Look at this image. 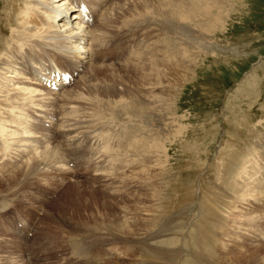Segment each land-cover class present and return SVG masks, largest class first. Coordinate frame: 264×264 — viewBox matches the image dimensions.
Returning a JSON list of instances; mask_svg holds the SVG:
<instances>
[{"label":"rangeland","instance_id":"1","mask_svg":"<svg viewBox=\"0 0 264 264\" xmlns=\"http://www.w3.org/2000/svg\"><path fill=\"white\" fill-rule=\"evenodd\" d=\"M119 1L123 0H117L116 3ZM130 1L141 2V0ZM145 1L148 0H143V2ZM218 7L221 8H216L215 11L207 14H205V11L202 12L192 23L193 28L199 30L196 36L208 43L209 50L201 49L202 54L196 60V68L191 71L190 83L185 82L183 83L184 85L179 84L176 87L175 96L172 99V101L174 100L173 106H177V113L174 116L175 118L183 117L180 121L182 124L180 126L183 129L180 133L179 131L174 133H179L175 138L168 139L169 142L165 146L166 159L163 175L161 173L158 174L157 169L153 168L151 171H147L139 181L128 177V184L121 186L120 189L116 187L117 190L116 188H107L104 184H101L102 179L94 176L97 175V173H93L94 167H85V157L87 155L81 148H68L63 151L62 164L69 160L70 155L78 154L82 156V166L74 165L75 173L66 175L61 181L57 171L51 168L42 170L40 165V167L36 168L49 176L48 180H41L31 175L33 173L27 174L29 170L24 173L25 164L21 165L19 161H16V158L0 159V201L5 202V207L8 208L0 212V264H28L29 258H26L27 248L29 255H34L32 260L35 261V264H73L75 256L71 252L81 253V251L91 258L90 264H185L186 261L192 259L190 258L191 253L193 259H200L195 247L193 250L192 243L187 238H183V235L185 237L188 229L192 231L195 228V223L201 219L200 213L207 211L209 218L211 215L217 214L212 202L205 203L206 206L202 207V209L200 208L203 212L199 210L198 205L194 204L205 201L202 193L206 189L209 179L212 178V180L218 181L217 177L219 178L220 172L217 166L218 155L216 154L219 151L222 153L226 152L225 147L228 143L242 148L246 141L251 140V137L247 135L248 132L240 128L244 119L250 122V126L264 122V0H225L224 3H219ZM139 11L132 9L130 13L129 11L124 12L126 14L118 12L115 21L117 25L114 23V26L109 27L111 32L110 35L109 31L107 33L105 46L101 50V54L96 55L93 61L101 69L96 74V81H92L93 89L96 91L94 93L85 91L84 83L87 84V81L79 82L74 91L73 96L78 95L81 97L78 102L82 104L77 102L79 111H77V114L79 115H76V117L81 121L80 127H82V131L86 135L87 143L94 139L98 140L97 137H94L96 133L94 129L100 131V127L103 129L104 140L107 139L106 141L110 146L115 144L116 147L124 150L132 143V140L127 143V141L124 142L123 138L118 137L119 132L114 120L113 123H108V121H111L110 112L104 117L105 114L99 111L100 105L97 100L102 99L103 88L111 85L107 81L109 78L113 77L121 82L116 85L118 89L122 85L123 90L130 91L132 95L138 94L143 97L145 93L150 92L154 88L153 84L158 80L163 70L164 73L168 72L171 76L176 77V69L170 67L176 61V43L166 48L164 52L168 53L155 61V49L159 47V43L163 41L164 36L163 33H159L153 28L150 22L152 14L147 13V15L140 12L141 16ZM218 11H221L222 15H224L222 19L215 21L213 14ZM135 13L137 14L133 18ZM129 14H132L130 19ZM220 20L222 22H219ZM124 23H126V27L123 26ZM116 26H119L120 30ZM201 34L204 35L200 37ZM157 35L159 36V43L155 44ZM164 35L167 36L165 42H169V34L165 33ZM114 41H118L120 44L119 48L118 46L113 48V57L116 60L106 62L105 49ZM171 41L173 42V37H171ZM144 46H148V49L153 47L147 56L140 58L137 62H133ZM141 54L139 55L140 57L142 56ZM54 62H57V60ZM59 62L57 64H60ZM103 66L106 67L102 68ZM126 67H128L126 70H119ZM10 79L16 81L15 78ZM171 79L170 83L178 80ZM174 82L171 84L172 89L174 88ZM4 83L6 82L4 81ZM59 93H62V91ZM93 98L97 99L95 103L92 100ZM87 99L89 100L88 102H93L94 104L92 103L91 106V104L85 103ZM84 104L86 107L90 106L86 108ZM83 107L84 109L86 108L85 111ZM80 110L83 111L81 112ZM90 110L93 114L97 112V115L96 113L93 115ZM85 112L94 116L93 118L90 117L95 125L91 120L86 121L90 117L88 118V115H84L83 113ZM87 112H91V114ZM80 114H83L85 118H80ZM96 116L99 118H96ZM84 121L87 122V125L85 124L86 122L82 123ZM81 124L83 125L81 126ZM114 124L116 127L113 126ZM77 136H80V134ZM63 138L61 136L50 138L47 140L50 143L48 146H53V148L57 149V146L63 145ZM82 142L84 144V141ZM156 143L157 139L152 145V155L158 159L162 150L158 151ZM39 151L32 152L29 157L37 155ZM99 158L96 156L97 160H93V162H98L99 160L101 162V158ZM51 159L55 161L56 156L53 155ZM22 160L23 162L24 160L28 162L27 157ZM49 162V159L46 160L47 166L51 165ZM71 165L73 166V163ZM99 169H96V171ZM62 170L64 169L62 168ZM129 171L139 173L141 169L129 168ZM19 172L20 174L18 175L17 173ZM98 174L101 173L98 172ZM161 178H164V184H162ZM218 183L221 184L220 181ZM74 187H77L78 190L74 189ZM30 191L48 192L49 195L48 197H42L41 194H35L44 199L38 202L31 199ZM180 193H191L194 196L191 195V198L186 196L185 199L181 200L182 198L178 199ZM220 195L221 192L217 194L218 199L221 198ZM161 200L163 201V207L166 208V210L163 208L164 228L161 227L159 214L162 206L158 208ZM185 202L186 204H184ZM166 204L169 205L166 206ZM180 204H182L181 207H179ZM31 205L35 206L32 207L33 213L26 216L29 217V224H33L34 221V223L38 222L39 225L34 226L35 230L39 228L38 231H35L36 236L32 238L35 246L28 245L26 249H23V260L19 251V244L13 234L14 232L10 229L16 226L14 220H19L21 213L28 212L29 209L25 207L28 206L30 208ZM51 205H54V207ZM245 209H247L246 206H237L236 209L232 208V210H236L234 212L237 216L233 217L232 220L227 219L224 235L218 240L220 246L223 247L222 249H228L230 253L227 250L219 253L217 264H226L227 258L232 259L233 264H246V259L249 257L246 256V253H252L256 249L255 246L260 247V255L257 256L260 259L264 257V247H261L264 245L263 239L259 235L257 236L258 238L253 239L255 237L250 235V226L245 225L240 219ZM45 210H49L50 214L45 215ZM9 211L10 213H8ZM195 211L196 213H194ZM43 218L44 221H41ZM125 223L132 226V230L131 228L130 230L135 237L119 231L118 227ZM229 227L230 229H228ZM263 228L264 224L258 223L253 230L259 234L260 230L264 231ZM163 230L165 233H163ZM104 240L105 243L102 244ZM124 243H127V246ZM156 245L161 249L172 250L175 258L169 260L165 255L160 260L157 256L150 254L146 256L142 252V247L151 251ZM106 246H109L111 251L116 250V252H111L114 255L105 252L107 248L109 249ZM100 249L103 250V254H96L101 253ZM253 256L257 257L256 255ZM258 257L255 258V260L257 259L256 264H264V259L262 258L263 260L258 261Z\"/></svg>","mask_w":264,"mask_h":264},{"label":"bare ground","instance_id":"2","mask_svg":"<svg viewBox=\"0 0 264 264\" xmlns=\"http://www.w3.org/2000/svg\"><path fill=\"white\" fill-rule=\"evenodd\" d=\"M78 1L84 3L85 8H83V10L74 5V2L79 3ZM116 1L117 0H73V2L69 0H0V159L16 158V161H19L21 165L25 164L24 173H27L29 170L27 174L33 173L31 175L41 180H48L49 176L38 171L36 168L40 166L42 170L44 168H51L57 171L61 181L66 175L75 173L74 165L79 166L78 163H80L82 159L81 155H77L79 158V160H77L76 154H74L69 156V160L65 164H62L63 151L68 148H81L87 155L85 157V167H94L93 173H97V175L94 176L100 177L102 179L101 184H104L105 187L110 189L116 187L120 189L121 186L128 184V177L129 179L132 177L134 180L139 181L147 171H151L153 168L157 169L158 174L161 173V175H163L166 159L165 146L169 142L168 139L175 138L183 129L180 126L182 125L180 121L183 117L175 118L174 116L177 113V106H173L174 100L172 101V99L175 96L176 87H178L179 84L189 82L191 79V71L196 68V60L200 54H202L201 49H205V51L208 49V43L205 42L204 39L196 36L199 30L193 28L192 23L202 12L205 11V14H207L215 11L216 8H221L218 7V5L219 3H224L225 0H148L145 2H143V0H141V2H134L132 0L134 4L130 0H123L117 3ZM132 9L140 10L139 15L141 14L140 12L152 14L150 22L153 28L159 33H163V41L160 43L158 42V35L156 38L155 44L159 43V47L155 49V61L168 53L164 52L166 48L176 43V61L170 65L171 68L174 67L176 69V77L171 76L168 72L164 73L163 70L158 80L154 82V88L150 90V92L145 93L143 97H140L138 94L132 95L130 91L123 90L122 85H120V89H118L116 85L121 82L115 80L113 77L108 80L106 79L111 85H107L103 88L102 99L100 98L101 100L99 99L98 101L93 98L92 100H94V103L95 100H97L100 105L99 111L105 114L104 117L109 114L108 112L111 113L109 114L111 121H108V123H113V120L115 121L117 127L115 124L113 126L116 127L119 132L118 137L121 139L123 138L124 142L127 141V143L132 140V143L127 149L121 150L119 147H116L115 144L110 146L106 141L107 139L104 140V133L101 127L100 131L94 129L96 133L93 132L95 133L94 137H97L98 140L94 139L90 143L86 142V135L82 131V127H80L81 121L76 117V115H79L77 114V102L80 101L81 97L78 95L73 96V94L75 93L74 91L78 83L81 81L88 82L87 84L84 83L86 92L94 93L96 91L93 89L94 86L92 81L96 79V74L98 71H101V69L93 62L95 56L101 54V50L105 46L107 33L111 29H109V27L115 23L118 12L124 13L129 11L130 13ZM137 13L133 14V18ZM131 15L132 14L128 15L129 19ZM223 15L221 11L215 12L213 14L214 20L217 21L218 19H222ZM122 20L124 21V18ZM135 21L137 22V20ZM219 22H222V20ZM125 24L126 23H124L123 26H125ZM117 28L119 29V26ZM110 32L111 31H109V35ZM165 33L169 34V42H165L167 38V36L164 35ZM203 35L204 34H201L200 37ZM171 37H173V42L171 41ZM144 47L139 51L142 53V56L140 57L139 53V57L137 56L138 58L136 57L133 62H137L140 58L147 56L151 51L152 47H149L150 49H148V46ZM56 60L57 62L60 61V64L54 62ZM129 61L131 62V60ZM63 64L70 69L69 74L73 75L71 81H75V84L67 89L65 86H67L68 83L63 84L61 80H57V77H55L52 79L55 83L53 85L51 83L47 85V80L50 78L48 73L51 71L50 69H59L64 67ZM127 66L129 67V65ZM104 67L106 66L102 68ZM128 67L123 69L120 68L119 70H126ZM10 78H15L16 81ZM43 78L46 80H43ZM171 78L178 79L175 82L173 81V89L171 86L173 82L170 83V80H172ZM4 81L6 83H4ZM60 86L61 89H59ZM57 89L59 90L57 91ZM60 91H62V93H59ZM88 101L87 99L85 103L91 104L92 106L93 102L91 101L92 103H90ZM67 106L69 107L67 108ZM89 106L90 105H88V107ZM80 109L82 108L80 107ZM85 109L83 107L84 111ZM91 112L87 113L91 114ZM95 113L97 115V112ZM83 114L85 115L86 112ZM82 115L80 114V118H85L84 115L83 117ZM93 115H88L87 117L89 118L91 116L93 118ZM97 117L98 116H96V118ZM90 118L86 121H92V118ZM86 121L82 123L84 124ZM100 121L98 123L101 125ZM83 124H81V126ZM85 124L87 125V122ZM104 126L110 127L107 125ZM240 128L248 132V134H246L251 137V140L247 142L246 139V143L243 144L244 146H242V148L228 143L225 147L226 152L222 153L219 151L217 154L215 153L218 155L217 166L220 172V176L219 178L217 177V179L221 184H219L218 181L212 180V178L209 179L207 187L202 193V195L204 194L203 198L205 201L194 204L198 205L197 207H199L200 210V208L202 209V207L206 206L205 203L212 202L218 215H211L209 218V213L207 211L204 213L198 212L201 215L200 221L195 223V228L192 231L188 229V232L185 233L187 237L183 235V238H187L190 243H192L193 250L195 247L200 259H193L191 253L190 258L192 259L186 261L185 264H217L219 253H223L226 250L230 253L228 249H222L223 247L220 246L218 240L224 235L227 219L232 220L233 217L237 216L234 212L236 210H232V208L236 209L237 206L247 207V209L242 212L241 218H239L245 225L250 226V235L255 237L253 239L258 238L257 236L259 235L264 243V231L260 230L258 234L253 230L258 223L264 224V221H262L264 220V122H259L258 125L250 126V122L244 119L243 123L241 122ZM176 131H179V133L174 134ZM74 134L76 136L80 134V136L76 137ZM71 135L73 136L65 137ZM58 136L64 137L62 139L63 145L57 146L59 150H57L58 148L56 145L55 147L57 149L53 148V146H48L50 143L47 140ZM155 139H157L156 145L158 151H160V149L162 150L158 159L154 158V155H152V145H154ZM82 141H84V144ZM37 150H40L37 155L35 154L29 157L32 152ZM53 155L56 156L55 161L51 159ZM96 156L101 158V162H99L100 160L98 162H93V160H97ZM26 157L28 158V162L27 160L23 162L22 159ZM48 159L50 161L49 163H51L50 166H47L45 163ZM72 163L73 166L71 165ZM62 168L64 170H62ZM129 168H140L141 171L139 173H133V170L130 172ZM96 169L99 170L96 171ZM98 172L101 174H98ZM17 174L19 175L20 172ZM161 179L163 182L162 184H164V178ZM74 189L78 190L77 187H74ZM193 192L195 193V191ZM219 192H221L220 199H218L219 195L217 196ZM191 195V193H180L178 199L182 198L181 200H183L186 196L187 198H191ZM30 196L34 201L41 202L44 200L39 195L33 193H31ZM197 199L199 198L197 197ZM177 201L179 202V200ZM169 204H166V206ZM184 204H186V202ZM159 205L158 208L162 206L159 214L161 227L164 228L163 211L164 209L166 210V208L163 207L162 200ZM51 206L54 207V205ZM181 206L182 204L179 205V207ZM49 212V210H45V215L50 214ZM194 213H196V211ZM167 214H165V216H167ZM41 221H44V218ZM28 225L30 228L32 227V224ZM121 225L122 226L118 227L119 231L123 234L126 232L132 235V226L127 223ZM32 228L35 229L34 226ZM38 228H36L37 231ZM228 229H230V227ZM19 231L24 232L25 230L21 228ZM13 232L19 244L21 257L24 260L23 249H25L26 242L19 237L16 231L13 230ZM163 233H165L164 230ZM103 243H105V240L102 244ZM126 244L124 243V245ZM261 247H264V245ZM255 248L256 249H254L252 253H246V256H249L246 259V264L257 263V259L255 260V258L260 255V247L255 246ZM262 250L263 248L261 249V253ZM142 252L146 256L147 254L157 256L160 260H162L165 255L169 260L175 258L172 250L161 249L158 245L154 246L151 251L142 247ZM253 255L258 256L254 257ZM262 258L264 259V257H261L258 261L263 260ZM226 264H233L232 259L227 258Z\"/></svg>","mask_w":264,"mask_h":264}]
</instances>
